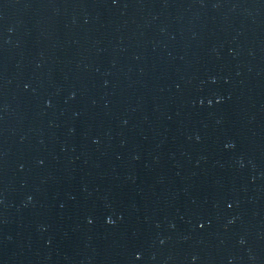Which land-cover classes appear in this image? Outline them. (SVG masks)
Listing matches in <instances>:
<instances>
[{
    "label": "water",
    "instance_id": "1",
    "mask_svg": "<svg viewBox=\"0 0 264 264\" xmlns=\"http://www.w3.org/2000/svg\"><path fill=\"white\" fill-rule=\"evenodd\" d=\"M0 264H264V0H0Z\"/></svg>",
    "mask_w": 264,
    "mask_h": 264
},
{
    "label": "snow or ice",
    "instance_id": "2",
    "mask_svg": "<svg viewBox=\"0 0 264 264\" xmlns=\"http://www.w3.org/2000/svg\"><path fill=\"white\" fill-rule=\"evenodd\" d=\"M109 223H111V221H109ZM201 227H203V225H201Z\"/></svg>",
    "mask_w": 264,
    "mask_h": 264
}]
</instances>
